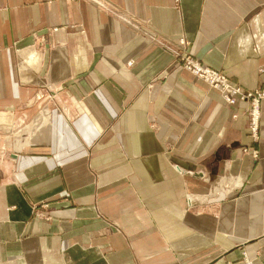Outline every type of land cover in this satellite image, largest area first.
<instances>
[{
  "label": "crops",
  "instance_id": "1",
  "mask_svg": "<svg viewBox=\"0 0 264 264\" xmlns=\"http://www.w3.org/2000/svg\"><path fill=\"white\" fill-rule=\"evenodd\" d=\"M183 54L263 86L264 0H0V264H264V98Z\"/></svg>",
  "mask_w": 264,
  "mask_h": 264
},
{
  "label": "built area",
  "instance_id": "2",
  "mask_svg": "<svg viewBox=\"0 0 264 264\" xmlns=\"http://www.w3.org/2000/svg\"><path fill=\"white\" fill-rule=\"evenodd\" d=\"M183 60L185 67L194 75L205 80L210 86L219 89L226 102L233 104L237 100L250 101L252 105L250 110L251 130L253 132L256 131L259 117L258 105L260 100L264 98V84L254 90H243L229 81L227 76L221 71L200 64L192 59L190 55L183 54ZM262 71L264 72V68ZM242 264H252V262L245 259Z\"/></svg>",
  "mask_w": 264,
  "mask_h": 264
},
{
  "label": "rangeland",
  "instance_id": "3",
  "mask_svg": "<svg viewBox=\"0 0 264 264\" xmlns=\"http://www.w3.org/2000/svg\"><path fill=\"white\" fill-rule=\"evenodd\" d=\"M188 198H189V195H188ZM189 199H191V198H189ZM192 200V199H191ZM244 260H242V262H243Z\"/></svg>",
  "mask_w": 264,
  "mask_h": 264
}]
</instances>
